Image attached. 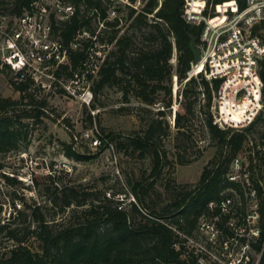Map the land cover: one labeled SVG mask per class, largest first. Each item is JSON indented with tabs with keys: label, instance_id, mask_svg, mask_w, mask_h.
<instances>
[{
	"label": "trees",
	"instance_id": "obj_1",
	"mask_svg": "<svg viewBox=\"0 0 264 264\" xmlns=\"http://www.w3.org/2000/svg\"><path fill=\"white\" fill-rule=\"evenodd\" d=\"M35 1L14 0L10 12L19 15L32 9ZM65 1L73 3V12L65 18L52 15L53 34L66 45L82 35L81 45L76 49L69 48V59L55 69L56 77L70 79L75 74L80 77L89 68L85 64L89 56L96 55L104 44H112L99 64L96 76L91 68L86 71L93 82L94 98L105 86L115 85L121 92V109H129L131 99L136 98L144 105L141 110L153 114L144 118L138 111L143 126L129 134L109 131L105 134L109 141L126 151L139 150L141 157L149 152L152 158L150 176H158L168 158L163 139L171 134L167 116L172 110L173 77L176 76L181 95V110L176 111L174 118L177 149L184 148L182 141L191 139L192 119L198 110L204 116L201 128L217 142L218 150L215 158L204 166L198 182L192 187L181 186L160 210L149 208L144 198L154 184V181L147 184L149 177L135 181L133 200L128 207L124 205L127 195L120 199L113 192L83 183L55 184V169L32 178L34 186L43 181L54 183L52 187L46 186L52 198L28 202L24 189L30 186L4 171L0 163V178L13 188V212L6 220L0 219V238H5L8 243L0 249V264H159L161 261L196 264L194 257H182V251L174 248L173 243L179 237L168 224H176L188 232L194 229L198 214L210 200L218 197L220 176L246 138L244 131L233 127L222 129L213 121V97L222 78L208 80L200 72L205 59L197 64L196 71L191 70L193 53L189 42L194 36L198 45L201 26L186 21V0H130L131 4L141 1V5L127 4L125 20L119 13L109 17L108 8L113 0ZM217 3L218 13L210 20L220 17L222 6H234L233 0H212L213 5ZM237 3L242 8L245 0H237ZM100 23L104 28H99ZM255 32L264 40V22ZM174 47L177 50L175 65L171 63ZM2 67L8 68L0 64V69ZM9 71L13 74L11 84L20 92L21 99L0 94V153L18 148L21 132L16 124H21L25 118L41 121L47 112V101L38 97L40 91L31 79L18 80L17 75ZM188 73L197 75L188 78ZM259 74L264 85V58ZM229 113L235 115L231 108ZM89 120L92 122L90 114ZM64 153L75 160L90 158L72 144L65 145ZM179 161L183 162L180 157ZM49 204L57 208V212L69 211L61 220L48 218L43 209ZM259 264H264V254Z\"/></svg>",
	"mask_w": 264,
	"mask_h": 264
},
{
	"label": "built area",
	"instance_id": "obj_2",
	"mask_svg": "<svg viewBox=\"0 0 264 264\" xmlns=\"http://www.w3.org/2000/svg\"><path fill=\"white\" fill-rule=\"evenodd\" d=\"M195 1L186 0L184 17L201 26L198 46L205 62L200 72L208 80L222 78L213 97V121L222 129L244 131L246 138L220 176L218 197L198 214L194 229L188 232L173 223L168 226L179 237L174 248L182 251V257H194L196 264H259L264 254V85L259 74L264 40L255 29L264 22V0H245L242 8L233 0L234 6L225 7L224 20L215 23L210 18L218 13V3L201 0L203 5L196 8ZM72 12V4L65 0H36L32 9L13 19L0 11L1 66H7L18 80L30 78L40 92L62 86L60 90L72 95L81 93L70 85L79 83L90 68L95 71L99 51L89 56L85 63L89 68L80 77L57 78L54 73L68 61L69 48L80 47L82 35L66 45L54 36L51 17L65 18ZM88 93L90 101L92 91ZM252 100L242 111L231 104ZM229 106L235 115L229 113ZM83 136L95 148L114 149L96 124ZM27 185L34 186L32 178Z\"/></svg>",
	"mask_w": 264,
	"mask_h": 264
},
{
	"label": "rangeland",
	"instance_id": "obj_3",
	"mask_svg": "<svg viewBox=\"0 0 264 264\" xmlns=\"http://www.w3.org/2000/svg\"><path fill=\"white\" fill-rule=\"evenodd\" d=\"M13 1L0 0V11L7 14L10 19L14 17V14L10 12ZM70 4L73 5V3ZM127 4H131L130 0H113L108 8L109 17L112 18L119 13L125 20L128 11ZM131 5L140 6L141 1ZM194 5L196 8H200L203 2L196 0ZM225 7L227 6L224 5L220 8V17L210 20L212 23L223 21ZM101 27L104 28L102 23L99 24V28ZM108 36L109 33L106 34V37ZM111 47L112 44H104L103 48L98 50L101 55L93 72L95 76L99 64ZM202 59L204 58L202 57ZM176 60L177 50L174 47L171 63L175 65ZM219 65L222 67L223 64ZM196 66L191 65V70L196 71ZM12 75L8 68L2 67L0 69V94L3 97L20 100V92L16 91L11 84V81H13ZM187 75L189 78L197 75V73L195 75L188 73ZM43 80L49 82L47 79ZM92 84V79L86 75L81 77L79 83L70 85L71 89L81 92L76 95L60 91L59 89L62 86L59 89L42 90L38 97L45 98L47 101L46 115L41 117V121H36L35 118H25L21 124H16L20 126L21 132L18 148L0 153L2 169L10 175H16L26 185L29 184L31 178L45 175L51 171L54 172L53 169H55V184L83 183L88 187H94L95 185L98 188L106 189L108 192H113L120 199L127 195L128 198L126 197V201H124L125 206H128L130 200H133L132 189L135 181L143 179V176L149 177L147 184L152 181H154V184L145 193L144 198L149 208L156 210L164 208L181 186L192 187L198 182L204 166L215 158L218 144L211 140L206 130H202L200 123L204 116L197 110L192 119L191 139L182 141V144H185L186 147L184 146L180 150L177 149L178 141L174 118L176 111L181 110L179 105L181 95L178 93L179 83L176 76L173 77L172 110L167 116L171 124V134L163 139L168 158L165 167L156 177L150 176L152 158L149 152L145 157H141L139 156V150L132 151L129 149L126 151L124 148H119L115 142L114 149L95 148L83 136L84 131L94 124L104 134L109 131L129 134L143 126L137 115L138 111L142 112L144 118L153 115L141 110L144 105L136 98L131 99L129 109H121L123 105L121 92L115 85L102 88L96 99L92 93V98L88 101L90 95L87 92L92 91ZM26 99L24 100L26 101ZM254 102L255 100L239 103L234 101L231 104L242 111L243 107L250 106ZM93 103L95 106H92ZM230 108L229 106L228 111H230ZM89 114L92 115V122L89 120ZM189 122L191 123V119ZM66 144H72L76 150L89 155L90 158L75 160L68 157L64 153ZM199 150H201V153ZM179 157L183 162L179 161ZM47 185L52 187L54 183L49 184L43 181L38 186H30L24 189L28 202L33 200L49 201L53 195L50 190H46ZM12 189L4 182L3 178H0V219L2 221L6 220L13 212ZM18 189L22 191L21 188ZM23 207L24 205L21 208ZM43 210L48 218L56 217L58 220L66 216L69 211L57 212V208L51 207L50 204L48 208ZM7 244L5 238H0L1 250L3 249L2 246ZM33 245L35 246L36 243H33Z\"/></svg>",
	"mask_w": 264,
	"mask_h": 264
},
{
	"label": "water",
	"instance_id": "obj_4",
	"mask_svg": "<svg viewBox=\"0 0 264 264\" xmlns=\"http://www.w3.org/2000/svg\"><path fill=\"white\" fill-rule=\"evenodd\" d=\"M189 47L193 53V59H192V63H191L193 66V65L197 64L202 59L200 47L195 42L194 36H192L190 39Z\"/></svg>",
	"mask_w": 264,
	"mask_h": 264
},
{
	"label": "bare ground",
	"instance_id": "obj_5",
	"mask_svg": "<svg viewBox=\"0 0 264 264\" xmlns=\"http://www.w3.org/2000/svg\"><path fill=\"white\" fill-rule=\"evenodd\" d=\"M201 60H202V59H201ZM201 60H200V61H201ZM200 61H199V62H200ZM199 62H198V63H199ZM198 63H197V64H198ZM197 64H195V65H197Z\"/></svg>",
	"mask_w": 264,
	"mask_h": 264
}]
</instances>
